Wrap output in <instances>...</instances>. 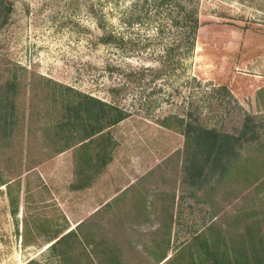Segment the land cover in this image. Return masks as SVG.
Masks as SVG:
<instances>
[{
	"label": "rangeland",
	"instance_id": "rangeland-1",
	"mask_svg": "<svg viewBox=\"0 0 264 264\" xmlns=\"http://www.w3.org/2000/svg\"><path fill=\"white\" fill-rule=\"evenodd\" d=\"M0 1V264H170L210 222L232 252L252 219L264 234V181L183 182L179 120L238 134L252 114L239 164L264 157V0ZM83 94L115 106L92 136Z\"/></svg>",
	"mask_w": 264,
	"mask_h": 264
},
{
	"label": "trees",
	"instance_id": "trees-1",
	"mask_svg": "<svg viewBox=\"0 0 264 264\" xmlns=\"http://www.w3.org/2000/svg\"><path fill=\"white\" fill-rule=\"evenodd\" d=\"M1 5L2 2L0 1ZM190 16L188 13L183 20H176V23H179L183 28L191 27V31L194 29L196 32L199 19L195 17L194 22H189ZM178 45L180 47V43ZM222 89L228 91L229 88L222 85ZM83 99L86 105H84ZM1 107L2 104H0V109H2V116L4 117L8 114V111L3 108L4 106ZM73 107L72 109L81 116V123L87 131L89 130L87 132L88 136L101 132L105 128L106 125L103 120L106 119L108 110L115 108L109 102L89 94H83L78 102L73 104ZM117 110L119 111V109ZM123 113L124 111L121 110L117 116H112L111 120L116 121L122 118ZM72 120L76 122L78 118L69 119V122H72ZM179 120L183 125V132L186 136L182 158L183 182L185 184L202 189L209 182L212 187L217 188L223 182L225 185H229L228 183L235 178L236 181L233 182L232 187L237 194L251 187L260 188L264 181V170L257 174L254 171L255 168L260 167V163L264 164V157L258 155L251 157L249 159L250 166L239 164L243 144L261 139L258 124L254 122L255 118L252 114H246L241 133L238 134L221 130L217 125L204 122L195 109L188 111V117L179 116ZM2 126L3 124L0 125V138L3 134ZM260 142L264 146V142ZM95 163L96 165L105 164L103 161L100 162L99 158ZM246 215H250V211L244 217ZM260 222L259 219L254 218L246 228L238 233V237L233 240L235 244L234 252L231 251L229 243L225 241L222 230H219L216 236L212 234L215 232L216 223L210 222L207 225V230L195 234L190 244L167 259H169L170 264H264V234L260 231ZM72 231L71 229L49 246L56 248L57 243L66 239ZM111 252L113 254V256L110 255L112 259H116L117 251L111 249ZM28 264H40V262L31 259ZM119 264L123 263L119 262Z\"/></svg>",
	"mask_w": 264,
	"mask_h": 264
},
{
	"label": "water",
	"instance_id": "water-1",
	"mask_svg": "<svg viewBox=\"0 0 264 264\" xmlns=\"http://www.w3.org/2000/svg\"><path fill=\"white\" fill-rule=\"evenodd\" d=\"M51 243H52V242H51ZM51 243H50V244H51ZM50 244H49V245H50Z\"/></svg>",
	"mask_w": 264,
	"mask_h": 264
},
{
	"label": "crops",
	"instance_id": "crops-1",
	"mask_svg": "<svg viewBox=\"0 0 264 264\" xmlns=\"http://www.w3.org/2000/svg\"><path fill=\"white\" fill-rule=\"evenodd\" d=\"M49 245V244H48Z\"/></svg>",
	"mask_w": 264,
	"mask_h": 264
}]
</instances>
